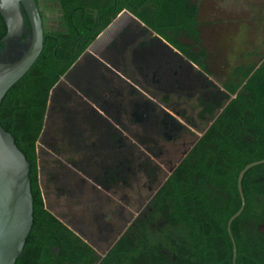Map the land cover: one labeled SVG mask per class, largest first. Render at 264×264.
I'll return each instance as SVG.
<instances>
[{
  "label": "flooded vegetation",
  "instance_id": "flooded-vegetation-1",
  "mask_svg": "<svg viewBox=\"0 0 264 264\" xmlns=\"http://www.w3.org/2000/svg\"><path fill=\"white\" fill-rule=\"evenodd\" d=\"M122 15L128 12L121 10L111 19L49 93L53 126H45L43 119L41 146L52 150L50 183L55 196L68 198L70 210L66 221L73 234L94 252L97 259L93 264H169L173 257L167 251L159 249L158 258L152 250L142 253L135 247L170 245L158 240L168 222L165 206L151 214L150 203L244 83L237 85L236 69L229 80L215 77L205 65L206 53L199 47L198 39L193 42L189 38V46L180 45L181 52L174 48L175 54L154 38L148 43L143 29L127 34V25L123 23L121 29L117 26L114 30L112 27ZM108 29L112 31L106 34ZM184 36L176 35L172 40L182 44L178 39ZM133 37L143 39L138 45L140 49L152 48V58L130 60L141 78L135 85L146 97L115 102L109 97L121 93L122 70L127 67L122 53ZM94 53L98 59L93 57ZM262 62L264 59L259 65ZM103 73H113L115 77L107 82ZM260 85L264 89V83ZM228 88H235L234 93H229ZM246 103V108L233 103L227 110L231 143L239 135L251 142L256 138L254 131L243 133L236 129L238 115L249 112L250 103ZM205 148L206 144L199 145L202 162ZM189 166L188 161L177 176L185 178ZM256 181L264 185L263 178ZM202 230L199 264H219L228 255V249L231 257V245H222L217 236L210 237L207 243L205 227ZM235 233L243 244L236 255L242 264H253L255 254H259L253 239L255 235L264 238V211L258 218L251 214L241 219ZM114 245L120 248L105 260Z\"/></svg>",
  "mask_w": 264,
  "mask_h": 264
},
{
  "label": "trees",
  "instance_id": "trees-1",
  "mask_svg": "<svg viewBox=\"0 0 264 264\" xmlns=\"http://www.w3.org/2000/svg\"><path fill=\"white\" fill-rule=\"evenodd\" d=\"M49 1L59 6L60 20L55 27L44 30L39 55L0 102V126L10 134L29 165L32 199V225L14 264H93L97 259L94 252L73 234L66 221L70 210L68 198L55 196L49 180L52 150L41 146L43 119L45 126L50 123L53 126L50 119L52 104L48 103V95L57 86L59 77L121 10H126L181 52L182 48L166 33L174 36L186 33L193 42H197V9L189 0ZM4 32L0 18V40ZM234 73L239 83L244 81L235 99L208 128L183 164L163 182L150 203L151 214L165 206L168 222L162 230V238L158 240L170 245H135L142 253L152 250L160 258L158 250L162 249L173 257L169 264H199L203 227L207 243H210V237L217 236L222 245H230L225 230L227 220L239 207L237 174L246 164L264 160V89L260 85L264 83V62L246 72L236 69ZM234 91L235 88H228L229 93ZM247 101L250 103L249 112L245 116L238 115L236 129L243 133L254 131L257 139L246 141L239 135L231 143L227 133L230 129L227 110L233 103L246 108ZM200 144H206L204 162L199 160ZM188 161L190 166L185 178L177 176L178 170ZM259 177L264 179V164L251 167L241 179L244 205L230 224L237 254L239 245H243L235 233L237 223L251 214L258 218L264 211V185L256 181ZM253 243L259 251L253 264H264V238L255 235ZM119 248L120 245H114L105 260L111 259ZM219 264H230L229 249ZM235 264H242L239 255Z\"/></svg>",
  "mask_w": 264,
  "mask_h": 264
},
{
  "label": "water",
  "instance_id": "water-1",
  "mask_svg": "<svg viewBox=\"0 0 264 264\" xmlns=\"http://www.w3.org/2000/svg\"><path fill=\"white\" fill-rule=\"evenodd\" d=\"M0 18L5 29L0 40L1 102L6 91L39 55L44 34L35 0H0ZM260 164H264V160L246 164L236 177L239 207L226 222L231 245L230 264H235L236 257L230 224L244 205L241 179L248 169ZM28 171L29 165L24 156L14 145L10 134L0 126V264L15 263L32 225Z\"/></svg>",
  "mask_w": 264,
  "mask_h": 264
},
{
  "label": "rangeland",
  "instance_id": "rangeland-1",
  "mask_svg": "<svg viewBox=\"0 0 264 264\" xmlns=\"http://www.w3.org/2000/svg\"><path fill=\"white\" fill-rule=\"evenodd\" d=\"M190 1L197 9L198 45L206 53L205 65L215 77L229 80L233 70L246 72L259 65L264 59V0ZM36 3L44 29L55 27L60 19L56 4L49 0ZM242 83L238 79L237 85Z\"/></svg>",
  "mask_w": 264,
  "mask_h": 264
},
{
  "label": "crops",
  "instance_id": "crops-1",
  "mask_svg": "<svg viewBox=\"0 0 264 264\" xmlns=\"http://www.w3.org/2000/svg\"><path fill=\"white\" fill-rule=\"evenodd\" d=\"M190 3H193V2L190 1ZM193 4L195 5V3H193ZM128 15H122L121 20L119 19L118 21H117V19H118V16H117L116 17V20H115V21H117L116 22V26H113L112 28L115 30L116 29L115 27L119 26L120 29H121L122 24L125 23V25H127V30L128 31H126V30H124V31L127 34L131 30H133V32L135 33V30L137 28L143 29L145 31V33H146V40L148 41V43H150V39L154 38L161 45H164L168 49H170L172 53L177 54V52L174 49V47L171 44H169L165 39L161 38L160 36H158L157 34H155L153 31H151L150 29H148L143 23H141L138 19H136L135 17H133L129 13H128ZM112 30H109L108 29L106 31V34L109 33V32H111ZM196 31H197V29H196ZM166 34H167V36L169 38H173L174 37V34H172V33H166ZM181 34H182V36L185 35L184 37L181 38V40L183 39L184 42H186V43L182 42V44H179L178 43V45L179 46L181 45L182 47H184V45H188L189 46V44H188L189 43V40L188 39L190 38L189 35L186 34V33H181ZM181 34H177V35H181ZM198 35L199 34H198V31H197V39L199 40ZM124 38L126 40H128L129 37H126L125 36ZM130 39H132V43L130 44V46H127L123 50V53H122V58H123L124 62L127 64V67L122 70V74H123V77L124 78H123V84L120 85V91H121V93L119 95H115V96L109 97L111 100H114L115 102L116 101L120 102V100H121V102H126L128 99H132L133 97H135V98L146 97L145 94L142 93L141 89H139V87H137L135 85L136 81L139 82L141 80V78H140L139 73L136 72L134 70V68L132 67V65L130 64V60L133 59V58L140 59V58H143V57L152 58V56H153L152 53H151L152 48L147 46L145 49H140V47H138V45L143 41V39H141V38L138 39L137 37H133V38H130ZM133 43L135 44V46L132 45ZM88 55H91L89 57H92V54L91 53H88ZM93 57L98 59V56L95 53H94ZM140 63L141 62L136 63V65L137 64L140 65ZM149 71L150 70L147 71V75L149 74ZM102 75H104V77L106 78L107 82L114 79V78L113 79H110L111 77H115V74H113V73H103ZM125 82L129 83L130 85H126Z\"/></svg>",
  "mask_w": 264,
  "mask_h": 264
}]
</instances>
